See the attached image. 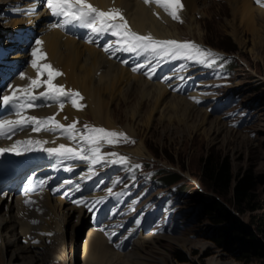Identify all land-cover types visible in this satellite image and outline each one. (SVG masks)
Here are the masks:
<instances>
[{
    "label": "rangeland",
    "instance_id": "obj_1",
    "mask_svg": "<svg viewBox=\"0 0 264 264\" xmlns=\"http://www.w3.org/2000/svg\"><path fill=\"white\" fill-rule=\"evenodd\" d=\"M196 1V10L189 16L196 19L198 27L189 29L192 22L188 24V18L184 17L180 19V25L170 24L176 31L179 30L180 38L192 36L190 39L197 40L203 49L213 47L221 53H227L233 62L229 76L218 79L217 69L210 67L207 61L194 58L191 82L200 99L185 100L172 94L187 102L190 109L180 110L178 114L170 113V117H159V114L154 113L148 120L145 111L149 104L142 101L143 104L138 105L136 122L132 123L129 118L126 119L122 101H117L112 106L113 114H110L117 123L116 131H122L137 141L133 146L102 143L101 153H118L120 150L130 152L142 141L144 154L133 157L140 158L137 159L139 163L147 161L151 164L138 175L131 173L125 165H116L111 161L118 156L106 155L109 160L91 167V170L83 168L84 175L82 170L79 173L81 179L86 177L85 184L96 188L86 196H93L97 200L98 193L97 208H100V215L109 224V228L104 229L108 242L114 251L123 254L116 264H127L126 261L131 264L130 256L137 253L133 242L146 244L144 259L134 260L135 264H264V255L247 249L244 237L225 240V246L231 247L227 249L217 247L202 236L207 226L217 224L207 221L204 216L207 213L206 203L217 197L200 180L201 162L207 155L226 160L232 181L221 201L224 208L232 218L253 228L251 217L264 214V27L258 28L256 34L244 31L237 42L230 34L232 28L227 23L231 19L228 1ZM248 1L251 7L264 10ZM34 39L30 42L31 47L35 43ZM3 42L4 39L0 42L2 46ZM208 84L217 88L212 89ZM131 93L135 94L134 91ZM214 93H220L221 96L212 99ZM171 97L166 95L164 101ZM82 104L85 105L82 110L76 108L84 112L77 119L76 127L84 132V125L93 126V119L86 114L88 105L84 102ZM129 123L134 128L133 134L124 128ZM156 169L161 178L169 174L180 176V180L166 186L162 184L161 187L148 175ZM247 174L254 181L251 203L254 210L238 214L232 208L229 198L237 181ZM173 186H180V196L173 193ZM48 223L51 231L49 227L47 230L53 234L43 249L65 261H49L42 256L37 264H84L82 243L92 225L87 220L77 226L63 221L57 224L53 218ZM223 223L233 226L228 221ZM161 230L168 234L158 233ZM257 243L258 247L264 249V237L258 236ZM67 246L69 250L63 252ZM12 260L13 255L8 252L5 257H0V264H11Z\"/></svg>",
    "mask_w": 264,
    "mask_h": 264
},
{
    "label": "bare ground",
    "instance_id": "obj_2",
    "mask_svg": "<svg viewBox=\"0 0 264 264\" xmlns=\"http://www.w3.org/2000/svg\"><path fill=\"white\" fill-rule=\"evenodd\" d=\"M90 1L101 10L120 9L132 31L138 34H150L157 40L173 38V40L178 39L179 41L181 39L179 30L176 31L174 26L170 24L166 16L167 13L155 4H145L144 0ZM227 1L231 10V19L227 23L232 28L230 34L237 42L240 41V35L244 31L256 34L258 28L264 27L263 9L251 7L248 0ZM182 3L184 7L179 15L184 16L185 19L188 18V24L192 22L189 29L198 27L196 19L189 16L196 10L197 1L182 0ZM3 8H5L3 11L9 13V18L7 26L0 30V34L2 38L4 36L6 39L5 48L9 50L8 55L0 64V73L4 69L12 68L9 71L10 76L15 69L19 68V70L24 69L26 77L34 78L36 72L31 67L32 52L39 48L43 53H47L46 60L41 61V63L50 61L54 68L63 73L55 79L54 83L63 85L66 90L77 91L83 96L84 103L88 105L86 114L92 117L93 126L117 130V123L110 114H113V104L120 100L125 107H123V112L126 119L129 118L132 123L136 122L138 105H142L143 102L149 104L145 111L148 114V120L154 113L159 114V117L163 115L170 117V113L178 114L180 110L190 109L187 102L170 94L163 85L149 82L144 75L137 74L133 70L135 68L125 66L124 64L129 63L131 59L126 60L125 63L122 61L114 62L112 57L119 54L118 49H115L112 54H104L103 50L96 46L77 42L64 36L61 31H57V27L51 26L55 19L47 5V0H0V9ZM64 24V20H60L57 26L65 29ZM189 34L193 33L190 32ZM33 39L35 43L32 47L30 44H26V41L31 42ZM37 40L43 43L37 45ZM119 45L123 46L122 44ZM44 79H46V75ZM132 91L136 95L131 93ZM166 95L173 97L164 101ZM133 100L134 103H132ZM60 102H51L48 108L40 109L33 115L55 116L56 120L68 125L77 121L84 114V112L76 110L69 102H64V108L61 110ZM14 118H16L15 115H11L8 119ZM216 121L215 119L214 122ZM124 128L128 133H134V128L130 123ZM20 138L48 141L43 145L26 144L28 149L36 148L39 152H43L44 148L57 147L61 143L72 147H86L78 136L75 141H70L59 130L36 133L31 129V133L22 134ZM144 152V145L140 141L133 151H121L119 156L129 158V156L143 155ZM14 156L19 157L17 151ZM54 157L55 159L52 158L46 163L45 168L40 171H33L31 175H27V178L30 179L35 174H41L42 177L52 175L53 179L46 183V187L53 192L63 191L61 195L56 198L50 197L48 193L35 196L33 199L35 203L31 209L18 207L17 200L9 202L0 200V257H5L9 252L10 255H13L11 264H37V260H40L42 256L47 257L46 260L49 261L64 262L65 260H62L58 255L43 249L45 242L52 239L49 237L51 236V226L49 223L47 224V221L53 218L57 224L63 221L77 226L87 218L89 220L95 218V213L88 206V201L94 203L96 200L93 196H81L80 189L75 186L76 182L81 179L80 171L86 165H90L89 162ZM61 163L63 164L62 172L59 171ZM47 227L50 231L47 230ZM37 231L40 234L36 235ZM56 231L59 232L57 228ZM20 239H23L21 243H19ZM135 244L137 253L130 254L131 256L127 255L131 258V260L128 258L131 264H135L134 260L136 259L143 260V253H146V244L138 245V243L133 242V247ZM69 248L67 246L63 252H67ZM82 254L84 264H116L123 255L115 252L99 233L90 230H87L85 234ZM126 262L128 264V261Z\"/></svg>",
    "mask_w": 264,
    "mask_h": 264
},
{
    "label": "snow or ice",
    "instance_id": "obj_3",
    "mask_svg": "<svg viewBox=\"0 0 264 264\" xmlns=\"http://www.w3.org/2000/svg\"><path fill=\"white\" fill-rule=\"evenodd\" d=\"M144 2L145 4H155L157 7L163 8L172 19L178 21L180 20L179 12L184 7L182 0H144ZM257 3L264 7V0H257ZM47 5L54 16H63L66 21L84 22L94 33L110 31L112 36L118 37L117 43L122 44L125 50L129 52L142 51L163 56H185L188 59L212 55V53L201 49L194 42L157 40L150 34L141 35L136 33L132 31L123 13L118 8H110L107 11L101 10L91 4L89 0H47ZM51 26L57 27L55 24ZM42 43L40 40L36 41L37 45H41ZM108 50V48H105V51ZM32 56L31 67L36 72L35 77H26L24 73H21L20 79H28L29 83L24 87L17 88L8 85L7 88L11 94L0 96V104L13 107L16 117L15 119H0V138H11L12 134L23 130L25 127H31L32 131L36 133L42 131L56 132L59 130L70 141H75L77 135H79L80 141L86 147H72L61 143L57 147L44 148L43 151L65 159L87 161L90 164V170L91 165L104 162L106 155L119 156L115 152L102 154L101 145L102 143L115 145L120 143L121 140L129 141V137L122 131L84 125L85 131L81 132L76 127L78 121L65 125L56 120L55 116L40 118L26 114L29 110L37 107L34 101L38 96L61 101L59 104L61 110L64 108V102L71 103L78 110H82L85 107V105L80 103L84 98L79 92L71 89L66 90L63 85L54 83L55 79L63 75V73L54 68L50 63H41V61L46 60V53L37 48L33 50ZM133 70L135 71L136 69ZM45 75L47 78L42 79ZM42 87H45V91H41L37 95V90ZM132 142L134 143V141ZM46 143L48 141L32 139L17 141L11 148H0V154L8 151H17L20 144L43 145ZM126 161L127 157L119 156V162L125 163Z\"/></svg>",
    "mask_w": 264,
    "mask_h": 264
},
{
    "label": "trees",
    "instance_id": "obj_4",
    "mask_svg": "<svg viewBox=\"0 0 264 264\" xmlns=\"http://www.w3.org/2000/svg\"><path fill=\"white\" fill-rule=\"evenodd\" d=\"M171 176H174V178L172 177L166 181V179ZM200 176V180L204 186H206L217 197L216 199H210V201L206 203L207 213L204 215L207 221L217 222V224L207 226L206 229H204L205 231L202 232V236L213 242L217 247L227 249H231V247L227 245L225 246V240L241 236L247 240V249L253 253L264 255V249L258 247L257 243L258 236L261 235L264 237V214L251 217L252 225L254 226L253 228L242 224L236 218H232L221 203L222 199L227 194L232 181V174L227 161L211 154L207 155L201 162ZM179 180L180 176L169 174L166 178H160V182L165 186ZM253 189L254 181L249 174L237 181L229 199L232 208L238 214L254 210V207L251 205L253 200ZM227 221L233 226L223 223ZM235 254L237 255L238 253Z\"/></svg>",
    "mask_w": 264,
    "mask_h": 264
}]
</instances>
